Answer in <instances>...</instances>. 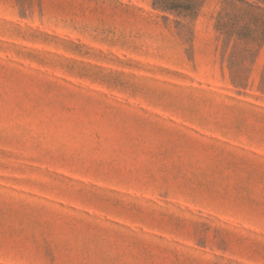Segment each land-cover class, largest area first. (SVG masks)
Here are the masks:
<instances>
[{
	"label": "rangeland",
	"instance_id": "rangeland-1",
	"mask_svg": "<svg viewBox=\"0 0 264 264\" xmlns=\"http://www.w3.org/2000/svg\"><path fill=\"white\" fill-rule=\"evenodd\" d=\"M0 0V264H264V0Z\"/></svg>",
	"mask_w": 264,
	"mask_h": 264
},
{
	"label": "trees",
	"instance_id": "trees-1",
	"mask_svg": "<svg viewBox=\"0 0 264 264\" xmlns=\"http://www.w3.org/2000/svg\"><path fill=\"white\" fill-rule=\"evenodd\" d=\"M239 1H241V2H243L242 0H239ZM161 4V6H169V4H168V0H163L162 2H160ZM197 3H198V1L197 0H190L189 1V6L190 7H188V9H191V8H193V6H197Z\"/></svg>",
	"mask_w": 264,
	"mask_h": 264
}]
</instances>
